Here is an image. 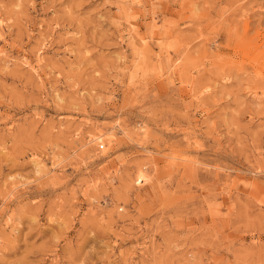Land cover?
Wrapping results in <instances>:
<instances>
[{
	"label": "rangeland",
	"instance_id": "rangeland-1",
	"mask_svg": "<svg viewBox=\"0 0 264 264\" xmlns=\"http://www.w3.org/2000/svg\"><path fill=\"white\" fill-rule=\"evenodd\" d=\"M0 264H264V0H0Z\"/></svg>",
	"mask_w": 264,
	"mask_h": 264
},
{
	"label": "bare ground",
	"instance_id": "bare-ground-1",
	"mask_svg": "<svg viewBox=\"0 0 264 264\" xmlns=\"http://www.w3.org/2000/svg\"><path fill=\"white\" fill-rule=\"evenodd\" d=\"M138 181H144V175L142 173L138 176Z\"/></svg>",
	"mask_w": 264,
	"mask_h": 264
},
{
	"label": "built area",
	"instance_id": "built-area-1",
	"mask_svg": "<svg viewBox=\"0 0 264 264\" xmlns=\"http://www.w3.org/2000/svg\"><path fill=\"white\" fill-rule=\"evenodd\" d=\"M101 148H103V146L101 145Z\"/></svg>",
	"mask_w": 264,
	"mask_h": 264
}]
</instances>
